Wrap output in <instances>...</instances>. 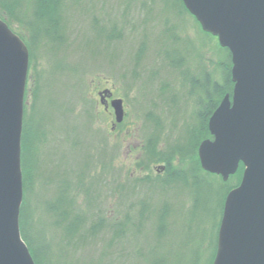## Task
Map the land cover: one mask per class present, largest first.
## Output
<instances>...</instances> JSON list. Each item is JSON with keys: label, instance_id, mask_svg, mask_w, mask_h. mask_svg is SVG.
I'll use <instances>...</instances> for the list:
<instances>
[{"label": "trees", "instance_id": "1", "mask_svg": "<svg viewBox=\"0 0 264 264\" xmlns=\"http://www.w3.org/2000/svg\"><path fill=\"white\" fill-rule=\"evenodd\" d=\"M85 1H89L90 6L81 9L84 23H74L70 10L82 6ZM111 1L0 0V17L26 42L30 62H35L32 68L35 81L32 85L27 82L25 93L21 156L24 200L20 226L36 264H169L167 258L158 257V260L156 257L162 243L160 239L173 229L170 224L173 205L186 203L178 201V194L187 191L191 194L189 199L197 207L203 203V196L210 198V192L214 190L219 201L221 221L226 196L242 178L243 164L225 181L221 175L203 169L198 153L201 142L213 137L209 130L210 116L224 96L233 91L230 50L222 47L216 36L205 32L195 18L205 34L215 39L213 49L219 56L215 60L212 57L208 59L215 63L216 71L209 70L204 64L205 69L194 72L189 60L184 57L188 55L183 56L178 47V43L183 41L179 37L182 24L178 26V23L161 20L158 15H148L150 8L145 7L144 0H119L116 12L111 16L108 10L103 12L104 2ZM181 2L188 11L183 0ZM121 5L122 10L119 9ZM138 10H141L142 19L136 22L134 13ZM71 24L76 25L74 30H71ZM126 26L133 32L127 34ZM72 33L74 37L71 41ZM130 41H134L136 46V50L134 46L129 52V63L132 62V65L119 76L120 79L123 77L129 90L134 83L126 77L130 74L128 69L134 77L139 73L137 68L140 64L155 51L167 66L174 71L175 68L180 70L175 73L183 86L188 87L189 95L195 97L196 103L195 121L185 126L180 138L166 141L164 146L161 145L163 127L159 116L153 111L146 114V132L151 130L143 133V152L137 159V173L132 169L126 171L124 166L112 171L115 168L112 167V158L116 156L118 143L113 152L108 131L95 127L101 113L96 99L90 94L88 79L99 68L98 65L103 64L102 61L107 62L103 65L106 71H112L113 65L123 58L124 46ZM187 43L193 47L192 41ZM42 46L50 57H57L55 78L57 72L62 76L64 70L74 75L70 84L72 93L64 99L55 96L52 88L54 79L51 78L47 85L43 83L37 61L41 50L37 47ZM71 54L75 56L73 61L70 60ZM150 72L151 75L146 78L155 86L161 78L159 71L155 68ZM139 76L137 81L147 83ZM159 91H162L161 98L165 101H174V97H170V82L161 83ZM52 108L63 116L62 133H59L60 126L57 127L55 117L49 112ZM61 141L74 149L85 147L81 167L66 162L65 157L69 153L66 149L62 154V164L66 166L61 168L54 157L60 152L58 145ZM156 163L165 165L163 174L154 172ZM91 171L97 174L87 181ZM210 176L219 178V183ZM104 182L106 184L102 185ZM49 186H55V191L49 193ZM172 188L178 189L173 191L176 198L168 200L169 194L166 199L157 198L161 193H170ZM109 190L120 198L114 212H110L105 203ZM34 195L36 199L33 202L31 196ZM155 199L159 200L157 204L153 203ZM46 215L50 218L48 224L53 228L50 237L42 236V230L34 229V222H41ZM219 225L213 249H209L211 255L203 264H213ZM151 231L156 239L147 247L142 246L141 242L148 241ZM200 261L195 252L189 264H199Z\"/></svg>", "mask_w": 264, "mask_h": 264}, {"label": "water", "instance_id": "2", "mask_svg": "<svg viewBox=\"0 0 264 264\" xmlns=\"http://www.w3.org/2000/svg\"><path fill=\"white\" fill-rule=\"evenodd\" d=\"M201 28L232 58V94L209 118L212 138L198 149L204 170L227 181L213 264H264V0H183ZM30 52L0 17V264H36L20 226L24 199L22 133ZM116 122L123 99L112 100Z\"/></svg>", "mask_w": 264, "mask_h": 264}, {"label": "rangeland", "instance_id": "3", "mask_svg": "<svg viewBox=\"0 0 264 264\" xmlns=\"http://www.w3.org/2000/svg\"><path fill=\"white\" fill-rule=\"evenodd\" d=\"M99 1L102 2V0ZM136 1L138 2L139 0ZM144 1L145 7L147 9L150 8L148 15H158L161 17V20L166 19L169 23H178V26L180 24L183 25V29L180 28V31L178 30L180 32L179 37L183 40L182 42L178 43V47L181 50L183 56L188 55L184 57L189 60L194 72L198 73L202 68L205 69L204 64H206L209 70L216 71L215 63H212L208 60L211 57L215 60L219 56L218 54L216 55V51L213 49L215 48V45H213L215 44V39L205 34V32L198 25L195 17L189 11H186L183 8L181 0H155V3L153 4L151 3V0ZM118 2L119 0H112L111 2H107V4L104 2L105 9L103 12L105 13L106 10H108L111 16L114 15L117 8L116 4ZM89 6L90 2L85 1L82 6L77 7L76 9L72 8L70 10V14L73 17L72 21H74V23L80 21L84 23V15L81 13V9ZM119 9L122 10V5ZM138 11L134 13L136 22L142 19V14H140L141 10L139 12ZM16 26L18 27V25ZM75 27L76 25L71 24V30H74ZM125 29L127 34L129 32H133L129 26H126ZM73 37L74 34L72 33V35H70L71 41L73 40ZM152 38H154V36H152ZM189 41H192L193 47L187 43ZM134 46V41H130L126 46H124V52L123 48L121 49L123 52V58L121 57V59H119L118 63H116L117 65H113L114 69H112V71H106V67H103V65L107 62L102 61L103 64L98 65L99 68L93 71L88 79L90 80L89 84L91 95L95 94L97 96L96 90L98 88L114 86L116 94L125 97L128 105L127 113L122 122H120L117 129L114 132L112 131L111 123L112 119L114 120L115 117L114 114L111 115L109 112H101L99 118L96 121L95 127L96 129L102 128L110 132V146L113 152L115 144L118 143V149L115 152L116 156L112 158V167H115L112 169V171L117 170L118 167L120 168L121 166H124L126 171H128L127 169H132L137 173V159L140 158L143 152L141 148V144L144 142L143 133H147L149 130H151L150 128L146 132V114L149 111H153L159 116L163 127V132L161 133V145H166V141H175L180 138L184 132L185 126L195 121L194 112L196 110V103L195 97L189 95V90H187L188 87L183 86L181 79H178V76L175 73L177 70H180L175 68L176 70L174 71L172 67L167 66L164 62H162L163 60H160L159 56H156L155 51L150 56L148 55L149 59L147 61H144L140 64V66L137 68L139 72L137 75H134L133 77L131 70L128 69V73L131 75L127 74L126 77H128L131 81L133 80L134 83L133 87L129 90L123 81V77L120 79L119 76L120 73L124 71V69H127L132 65V62L129 63V52L130 49L134 48ZM38 48L41 49L38 54L39 58L37 59L39 65L38 69L39 71H42L43 83H46L47 85L51 78L54 79L52 88L55 92V96L62 99L68 97L69 93H72L70 84L71 80L74 79V75L68 70H64L62 72V76H60V73L57 72L55 74V78L54 69L58 65L56 62L58 61L56 60L57 57H50L49 53L45 51L46 48L43 46L42 48L37 47V50ZM134 49L136 50V46ZM74 58V54H71L70 60L73 61ZM124 65L127 67L124 68ZM155 68H157L159 71L161 78H159L156 81L157 84L153 86L150 84L151 81H148L149 78L147 79L146 77H149L148 75H151L150 71L155 70ZM108 75L112 78L110 81L106 80ZM139 75H141V80H147V83H143V85L141 81H137L139 78L137 79L136 77ZM32 82L33 80L31 79L28 81V84L32 85ZM163 82H170L172 87L170 97L173 96L175 102L165 101V98H161L162 91H159V87ZM173 93L174 95H172ZM30 96L28 99L29 103L31 100ZM79 104L81 106V103ZM49 112L55 117L57 127L60 126L59 133H62V121L64 120L62 114L54 108H52ZM149 127L151 126L149 125ZM67 145V143L65 144L62 141L59 142L58 146L60 152L54 156L56 161H59L61 168L66 166L65 164H62V154L67 149L69 153L66 154V156H68L65 157L66 162H72V164H77L78 167H81L83 165L81 161H84L82 155L85 147L79 146L78 148L74 149ZM76 158L77 161H75ZM160 164L163 163H156V165ZM95 174H97L95 171H91L87 175V181L93 178ZM111 178L114 180L113 176H111ZM210 178L216 183H219L220 181L219 178L215 176H210ZM104 184L106 183H102V185ZM47 189H49V193L54 192L55 186H49ZM176 190L178 189L172 188L170 193H166L164 195L161 193L157 195V198L159 200L166 199L168 197L167 195L169 194L170 197L168 200H172V198H176V196L173 194V191ZM42 191H44V189ZM107 194L108 195H105V199L107 200L105 202L106 207L110 209V212H114L119 206L120 198L117 193L114 194L113 190H109ZM189 196H191V194L189 195L187 191H181V193L178 194V201L180 199L186 203H184V205H173L174 210L172 211L170 222L173 229L169 234H167L165 238L160 239L162 243L159 249V256L156 257L158 260V257H160L167 258L169 264H189L192 261L194 253L197 252L201 259L199 264H203L205 263L206 258L211 255L210 250L213 249L217 227L220 221V210L218 205L219 201L216 198V193L214 190L210 192V198L207 195L203 196V203L201 205L199 204L197 207L193 204L191 198L189 199ZM136 198L137 195L134 197V199ZM35 199L36 195L31 196V200L33 202ZM82 200L84 201L83 198ZM159 200L155 199L153 203L157 204L156 202ZM206 200H209L207 204L205 203ZM48 223H50V218L48 215H46L41 222L38 220L34 222V229L42 230V236L50 237L51 230L53 228ZM149 234L151 236H149L148 241L141 242V245L144 247H147L149 242L153 243L156 239L152 231L149 232ZM209 246L210 248H207ZM88 255L89 253L86 254V256Z\"/></svg>", "mask_w": 264, "mask_h": 264}, {"label": "flooded vegetation", "instance_id": "4", "mask_svg": "<svg viewBox=\"0 0 264 264\" xmlns=\"http://www.w3.org/2000/svg\"><path fill=\"white\" fill-rule=\"evenodd\" d=\"M35 62H29V72H28V81L29 80H33V82L35 81V73L33 71V67H35ZM112 78L110 76L106 77V80L107 81H110ZM32 82V84H33ZM97 92V96L94 94L93 97L94 99H96V106H97V109L98 111L101 112H109L111 115L114 114V117H115V111H114V107L112 106V100L115 99V98H122L123 99V107H124V111H125V116H126V113H127V102H126V99L125 97H122V96H119L116 94V91H115V87L114 86H107V87H101V88H98L96 90ZM112 131L114 132L117 127L119 126L120 123L116 122L115 118L114 120L112 119ZM108 135H109V140L111 138V135H110V132H108ZM143 145V144H141ZM155 167V168H154ZM165 165L164 164H160V165H154L153 168H154V172L156 174H163L165 172Z\"/></svg>", "mask_w": 264, "mask_h": 264}]
</instances>
